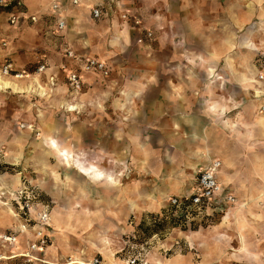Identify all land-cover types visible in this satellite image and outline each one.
I'll return each mask as SVG.
<instances>
[{"label": "crops", "instance_id": "1", "mask_svg": "<svg viewBox=\"0 0 264 264\" xmlns=\"http://www.w3.org/2000/svg\"><path fill=\"white\" fill-rule=\"evenodd\" d=\"M72 1L21 0V5L11 11L18 17L15 25L9 22V12L0 11V43L6 41L8 44L6 48L0 45V59L5 62L4 65L7 62L15 65L11 55H31L19 49L22 32L38 34L45 41V45L39 47L41 55L45 57L50 56V50H55L58 41H55L56 37L61 38L63 58L58 63L48 60L43 63L47 67L45 74L50 78L58 77L59 73L62 76L58 78V88L53 89L57 93L54 106L59 109L60 120L59 128L53 135L61 144L65 145L70 141L72 148L77 152H86L84 154L88 158L94 152L101 153V159L98 155L97 159H88V162L93 163L90 168H103V177L97 183L90 179L89 182L110 188L111 168L124 169V174L126 169L134 168L135 180L139 179L135 183L138 184L137 190L131 192L132 195L129 193L128 197L122 193L123 199H133L135 203L136 200L151 199L170 201L175 197L187 196L194 186L197 171L213 160L221 159L223 167L219 173V181L224 188L235 193V196L246 198L248 202L251 198L256 199V203L259 199L264 200V190L256 195L249 191L248 181L239 180L242 166L236 160L238 154H234L231 147L223 144L220 134L227 115L236 113V121L231 122L235 123V127H231L230 122L226 125L232 132L241 123V116L249 120L251 106L255 104L253 101L256 102L258 112L264 106V82L257 80V58L264 54V49L250 50L242 45L246 39L258 44L262 41L264 44V0H118L120 3H114V0H78L77 5ZM55 3L61 6L62 18L67 22V28L62 32L57 30L58 18L51 10ZM101 4L106 13L102 19L95 20L91 9ZM109 7H117L130 18L138 17L152 24L149 31L153 33V37H145L143 44L147 42L151 51H155V47H162L163 42L168 52L166 64L157 61L149 67L141 68L142 72H149V76L146 79L121 82L122 85L119 86L122 89L119 88L116 95L111 94L110 85L104 86L98 82L100 75L84 73L77 61L64 57V50L69 48L81 57L108 60L115 54L120 55L130 45L134 30L132 19L122 20L120 11L118 15L109 16ZM32 16L38 17L37 23L30 20ZM259 25L263 33L257 30ZM223 33L226 34L225 43L222 41ZM47 40L52 43L48 44ZM228 46H231L230 50ZM250 54L256 55L253 64L247 58ZM64 65L69 70L80 73L84 81L82 92L71 90L66 81V73H62ZM252 71L255 72L257 86L262 89L256 94L248 84L250 77L247 76H251ZM162 73H165V78ZM37 85L40 82L36 79L33 86ZM100 88L102 95L97 94ZM256 96H261L257 98L260 101L253 99ZM68 105L77 106L81 112L67 111ZM243 105V113L238 112L239 106ZM259 117H264L262 111L253 121L244 122L245 125L243 123L246 127L245 136L255 137L254 134L257 133L264 138V128L257 122ZM208 159L211 160L207 161ZM258 162L264 167L262 160L258 159ZM0 182L2 183L1 177ZM1 186L7 199L21 188V185L15 188L10 185L7 188ZM145 202L137 203L138 206L134 208L130 206L131 212L138 219L143 214L142 211L151 210L157 205ZM240 206L238 203L235 208L229 209L225 221L216 226L215 230L228 226L226 222L234 212H240ZM82 210V213L91 216L90 211H84V208ZM108 212L114 216L125 214L121 209ZM14 224L18 225L16 219ZM112 224L115 228L114 235L118 234L116 237L121 238L124 229L117 227L113 221ZM237 225L240 246L241 242L246 244L247 251L238 253L236 258L233 250L240 246H230L233 257L229 254L228 258L245 260L250 264H264V250L261 252L258 247L260 241L258 245L248 244L243 233L244 225L241 222ZM99 236L104 242L103 248L94 247L103 254L102 263L124 264L125 261L117 258L123 251V243L119 241L120 249L116 250L112 248L114 240L109 236ZM200 236V232H190L186 236L190 248L195 246L194 239ZM220 238L225 242L231 239L227 234H222ZM217 239H214L215 242H221L216 241ZM19 240L23 245L20 244L17 250L23 251L26 242L34 241L35 238L30 231L21 235ZM171 247H175V244ZM105 248L115 252L113 259L108 258ZM215 256H218V260L226 257L223 250L216 252ZM91 260L92 258L85 264H90ZM207 261L205 258L201 263ZM158 264L191 263L188 256L176 254L170 260Z\"/></svg>", "mask_w": 264, "mask_h": 264}, {"label": "rangeland", "instance_id": "2", "mask_svg": "<svg viewBox=\"0 0 264 264\" xmlns=\"http://www.w3.org/2000/svg\"><path fill=\"white\" fill-rule=\"evenodd\" d=\"M114 1V3H120L118 0ZM119 11L117 7H112L109 16L124 14L122 11L119 13ZM127 17V20L132 19L131 22L134 26L132 42L130 45L128 44L127 48H124L125 50L120 55L115 54L108 60H104L108 62L111 73L107 78L100 76L101 78L97 79L104 86L110 85L111 94L113 95H116L119 88H121L119 86L122 85L121 82L146 79L150 73L142 72L141 68L149 67L151 63L157 61L160 64H166L168 61L165 43L162 42V47L160 46L158 49L155 47V51H151V47H148L150 45H147V42L143 44L144 38H149L147 33H152L149 31L152 29V24L147 21L144 22L138 17L130 18L128 14ZM224 26L229 27L230 25ZM257 30L263 33L260 25L257 26ZM225 35L223 33V42L225 41ZM20 38L19 49L31 53V55H11L10 58L13 59L15 64L13 65L14 73L29 77L17 80L12 77H4L1 70L5 62L0 59V77L12 82L19 89L17 92H14L13 89L0 90V177L2 180V176L6 175L10 183H15L14 188L18 185H21V188L24 186L29 187L31 193H34L37 198L35 204L49 206L51 213L49 235L52 236L49 238V245L45 251L36 253L41 261L28 262L23 257H13L16 253H23L30 241L26 242L23 251H18L16 247L2 241V236L10 234L11 231L18 234L19 231L13 222L15 219L12 215V209L9 206L0 205V264H63L70 258H72V263L69 264H85L95 256L103 260V254L99 252L98 248H103L104 242L99 235L109 236L108 238L114 240L115 246L113 244V249H120L118 247L119 241L123 243V251L117 255V258L125 261L124 264H132L135 259H137L136 264H158L170 260L176 254L188 256L191 264H199L205 258L208 261L204 264H250L245 260L239 261L228 258L231 253L229 247L238 248L240 246V233L237 225L240 222L244 225L243 233L246 242L258 245L260 241L259 250L261 252L264 250V217H256L264 215L263 199L256 203L235 196L236 201L233 204L217 206L213 213L186 214L184 219L178 220L183 212L180 209L172 210V205L168 200H136L135 203L133 199L125 200L122 198V193L128 197L129 193L132 195L131 192L137 190L138 184L135 183L139 179L135 180L134 168L126 169L125 174L124 169L111 168L110 176L113 181H110V188L107 186L105 188L103 184L92 183V185L89 179L94 183H97L99 179L95 178L93 174L88 175L82 168L90 169L89 166L93 163L88 162V159H97L99 156V159H101L102 155L94 152L88 158L86 152L81 151L83 152L81 153L74 150L70 146V141H67L65 145L61 144L53 135V132L59 128L58 124L60 123L59 109L54 106L57 93L53 89L58 88V78L62 76L59 73L58 77H51L54 78L53 88H51V78L45 74L47 67L44 71L39 72V68L46 60L51 63H58L57 61L63 58L60 45L61 38L56 37L55 41H58L55 45L57 46L55 50H50L49 57L41 55L42 52L39 47H43L45 41L40 39L38 34L22 32ZM139 38H141L140 41ZM49 40H47L48 44L52 43ZM242 45L250 50L264 49L262 41L258 44L246 39L242 42ZM228 49L230 50L231 46H228ZM255 56V54L247 56L250 64L254 63ZM48 67H51V65H48ZM250 69L254 70L253 67ZM162 75L165 78V73H162ZM253 77L255 79V75ZM36 79L40 82V90H38V85L33 86ZM97 94H103L101 88ZM260 97L256 96L253 99L260 101V99H257ZM253 103L255 104L251 106L252 113L249 120L243 119L241 116L242 121L237 125V130L231 132L226 128V125L229 122L236 121V118H234L236 113L229 114L226 117L227 119L223 121L220 134L223 144L226 147H231L234 154H238L236 160L242 166L239 180L248 181L249 191H253L257 195L264 190V167L260 166L261 163L258 162V159H260L264 164V138L257 133L254 134L255 137L245 136L246 127L244 126L245 123L253 121L258 113L262 111L261 108L258 112L256 102L253 101ZM46 104L49 105L48 108ZM70 107L72 105H68L67 111ZM78 109L80 108L69 112H81ZM243 110L244 105L239 106L238 112L243 113ZM50 137L55 141L57 140L58 144L63 147L68 156V162L61 161L48 145ZM249 147L254 148L249 149ZM219 160L222 162L223 167V160ZM96 169L100 172L104 170L101 167H96ZM91 172H95V169ZM125 180L127 185L124 186ZM0 184L3 185V181ZM143 185L146 187V184ZM233 191L235 192V189ZM145 201H153L152 203L157 205L152 207L151 210L143 212L138 219L131 212V208L138 206L137 203L143 204ZM238 203L241 204L240 212H234L235 215L226 222L228 226L215 230L216 226L225 221L228 210L235 208ZM83 208L84 211H87V209L90 211V217L82 213ZM113 209L124 210L125 214L114 216L108 212ZM171 215L177 219L174 220ZM32 216L35 218L34 214ZM155 220H164V222L159 224L155 223ZM112 221L115 222L117 227L120 226L124 229L121 238L116 237L118 234L114 235L115 228H113ZM111 232L113 234H110ZM190 232H200L201 234L200 237L194 239L195 246H192V248L185 239ZM222 234L229 235L231 239L226 242L221 240ZM216 237L218 238L216 241L221 240V242H215ZM20 244L23 245V242L18 238V246ZM173 244H175V247L172 248L171 245ZM220 250L224 251L226 257L218 260L215 253ZM230 257H233V255L230 254Z\"/></svg>", "mask_w": 264, "mask_h": 264}, {"label": "built area", "instance_id": "3", "mask_svg": "<svg viewBox=\"0 0 264 264\" xmlns=\"http://www.w3.org/2000/svg\"><path fill=\"white\" fill-rule=\"evenodd\" d=\"M105 1V0H103ZM74 5L78 4V0H73ZM21 5V0H0V11H5L10 13L9 22L15 25L18 22V17L11 12L16 6ZM103 5H95L91 9L92 17L95 20H100L104 17ZM52 13L57 16L56 28L58 31L62 32L67 28V22L62 18V8L58 3H55L52 8ZM110 15V13H107ZM123 20H127V14L121 15ZM33 23L38 22L37 16L30 17ZM147 37L151 38L152 33H147ZM0 45L4 48L8 46L6 41H1ZM64 57L68 60L77 61L80 70L87 74H97L103 78H107L111 69L108 62L95 58V57H81L76 54L72 49L66 48L64 50ZM259 60L257 61L258 75L257 80L259 82H264V54L259 55ZM45 65L39 68V72L44 71ZM62 71L66 73V81L70 88L74 92H80L83 90L84 81L82 80L80 73L77 70L68 69L65 65L62 66ZM2 74L8 77H24L23 74H15V69L13 64L7 62L2 70ZM54 83V78H51ZM262 112L264 113V106L262 107ZM222 168V162L219 159H215L207 165L201 167L195 177L194 186L191 192L183 198H172L169 203L172 206L180 207L184 202L189 203L188 206L194 210L197 214H207L214 212L217 206L222 204H233L236 201L233 192L224 188L219 181V173ZM37 198L34 193H31L29 187L24 186L20 190L16 191L12 196L7 199L6 193L0 184V205L4 204L9 206L13 212L14 219L18 221V225L15 226L19 233L6 234L2 236V241L13 246L18 247L19 235H26L30 231H33L35 240L30 241L27 244V249L23 253H16L13 257H23L28 262L41 261V259L36 255V253H43L49 245V233L51 229V213L49 206L42 204H35ZM41 207V208H40ZM35 215V218L32 216ZM72 258L67 260L65 263H72ZM137 259L132 261V264H136ZM63 263V264H65ZM90 264H103L102 260L98 257L92 258Z\"/></svg>", "mask_w": 264, "mask_h": 264}, {"label": "bare ground", "instance_id": "4", "mask_svg": "<svg viewBox=\"0 0 264 264\" xmlns=\"http://www.w3.org/2000/svg\"><path fill=\"white\" fill-rule=\"evenodd\" d=\"M261 50V49H260ZM202 63V62H201ZM3 75V74H2ZM37 75H40V74H37ZM211 75V74H210ZM255 75V72H253L252 71V75L251 76H247V77H250L249 78V82H248V84H250V86L252 87V89H253V91H255V94L257 93V92H260V91H262V89L261 88H259L257 85H258V82L254 79V76ZM4 76V75H3ZM4 77H8V76H4ZM24 77H29V76H24ZM24 77H12V78H15V79H21V78H24ZM247 79V78H246ZM248 81V80H247ZM50 82H51V88H53V84H52V81H51V79H50ZM19 86V85H18ZM38 90H40L41 89V87H40V85H38ZM3 89H13L14 90V92H17V91H19V89L17 88V86L15 85V84H13L12 82H9V81H7V80H5V79H3L2 77H0V90H3ZM45 90V89H44ZM43 94V93H42ZM71 106V105H70ZM77 106H73L72 105V107H70L69 108V111H76L77 110ZM223 108V107H222ZM225 109V108H224ZM79 110V109H78ZM233 119V118H232ZM258 124L262 127V128H264V117H259V119H258ZM230 124V126L231 127H235L234 125H235V123H229ZM50 139V141H49V144L48 145H50V147L52 148V150L55 152V154L60 158V160L61 161H65V162H68V156H67V154L65 153V150L52 138V137H50L49 138ZM75 150V149H74ZM74 153V152H73ZM14 156V155H13ZM88 159V158H87ZM19 160V159H18ZM209 160H211V159H208L207 161H209ZM72 161V160H71ZM73 165V164H72ZM77 165V164H76ZM73 167V166H72ZM82 168V167H81ZM93 169H95V172H91ZM82 170L85 172V173H87L88 175H94V177L95 178H97V179H102V177H103V173H101L100 171H97V169L96 168H90V169H86V168H82ZM81 173V172H80ZM108 176V175H107ZM107 178V177H106ZM2 181H3V185H4V187H8L9 185L10 186H14L15 185V183L13 184V183H10L9 182V180L7 179V177H6V175L5 176H2ZM110 181L112 182L113 181V179H112V177L110 178ZM11 197V196H10ZM254 197V196H253ZM260 200V199H259ZM134 201V200H133ZM250 201H252V202H256V199H254V198H251L250 200H249V202ZM131 202V201H130ZM153 202V201H152ZM1 205H3V206H6V205H4V204H1ZM240 208V207H239ZM9 210V209H8ZM88 211V210H87ZM137 211H139V210H137ZM140 212V211H139ZM142 212H144V211H142ZM230 212V211H229ZM9 214H11V213H9ZM13 215V214H12ZM141 215V214H140ZM230 215H232V213L230 212ZM235 214H233V216H234ZM8 217V216H7ZM9 218V217H8ZM14 222V221H13ZM110 242H111V240H110ZM110 245V244H109ZM244 245H245V247H244ZM247 246H246V244H243V242H241V246L239 247V249H237V250H233V252H234V256L237 258V254L238 253H242V252H246L247 250V248H246ZM249 249V248H248ZM106 253H107V255H108V258H110V259H113L114 257H115V252L113 251V250H111V249H109V248H106ZM115 260H116V258H115ZM114 261V260H113ZM115 264V263H114Z\"/></svg>", "mask_w": 264, "mask_h": 264}, {"label": "trees", "instance_id": "5", "mask_svg": "<svg viewBox=\"0 0 264 264\" xmlns=\"http://www.w3.org/2000/svg\"><path fill=\"white\" fill-rule=\"evenodd\" d=\"M258 60H259V57H258L257 61H258ZM188 204H189V203L184 202V204H182L180 207L172 206V210H179V209H180V211L183 212V213H182L183 215H182L178 220H182V219H184V217L186 216V214H189V215H197V213H196L194 210H192V209L188 206ZM171 217H172L174 220L177 219V218L173 217L172 215H171ZM160 222H164V220H161V221H157V220H155V223H159V224H160ZM161 226H162V223H161Z\"/></svg>", "mask_w": 264, "mask_h": 264}]
</instances>
